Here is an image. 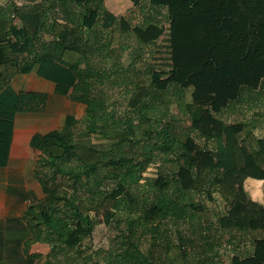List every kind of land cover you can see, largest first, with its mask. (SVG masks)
I'll use <instances>...</instances> for the list:
<instances>
[{
    "label": "trees",
    "instance_id": "16d2710c",
    "mask_svg": "<svg viewBox=\"0 0 264 264\" xmlns=\"http://www.w3.org/2000/svg\"><path fill=\"white\" fill-rule=\"evenodd\" d=\"M32 1L31 6H0V167L9 163L16 114L39 111L46 101L40 92L17 91L12 85L15 77L35 70L55 83L57 94L96 110L99 97L93 86L96 82L105 83L120 71L116 63L113 73L103 64L113 52L126 49L134 37L140 49L153 45L157 54L146 69L129 79L133 85L128 99L131 115L124 123L118 122L117 133H99L95 125H89V132L104 136L106 142L91 146L77 143L73 128L78 121L72 115L66 116L61 129L31 137L30 147L42 153L35 171L40 187L33 193L43 197L22 216L0 218V264H38L42 255L27 249L36 242L51 244L48 264H120V256L129 257L125 264H212L208 250L214 246L210 241L214 222L202 213L203 207L195 203L193 196L204 194L208 200H215L216 192L230 202L227 215L219 216L218 226L237 230L239 235L234 239L249 238L247 241L253 246L251 252L236 254L231 263L264 264V203L253 199L246 189L248 179L264 184V138L257 139L255 148L240 155L236 136L250 130L245 124H224L208 135L218 140L214 149L193 151L188 145L190 129L200 130L212 123L224 100L229 101L224 108L230 109L264 94V58H260L261 41L254 36L255 24H264V17L251 14L244 1L237 0L248 18V45L257 52L236 65L231 84L219 92L214 102L217 112L209 114L196 104L197 78L193 82L182 77L172 81L177 73L173 62L174 33L170 27L164 29L155 17L145 15L149 24L133 25L104 0ZM95 16L96 23L88 26L86 21ZM45 34L51 40H46ZM180 41L179 54L184 58L186 40ZM194 52L196 57L199 52ZM235 52L241 53L238 48ZM102 53V59L96 61L95 57ZM206 63L194 62L198 70L209 65ZM159 80L168 81L169 88L161 89ZM201 82L203 86L207 84ZM212 89H207V94ZM161 92L169 94V99L175 97L179 110L188 113L190 127L182 125L185 119L173 117L160 130L146 128L151 120L148 111L171 102L163 101ZM202 131L208 132L205 128ZM153 134L162 138L159 144L154 143L166 157L162 161L173 162L175 169L144 177L147 168L155 163L152 153H145V158L137 161L134 156H127L124 149L141 143L147 146ZM99 173L104 178L107 173H114L116 184L110 189L91 187L90 175ZM141 180H146L143 188L135 191L134 184ZM66 188L73 191L69 197L62 193ZM106 203L112 205L105 213L107 226L114 219L119 227L117 212H130L126 227L120 231L121 245L109 251L94 244L95 227L102 222L95 213ZM70 207H74V215L68 212ZM143 217L150 221H184L190 225V234L179 233L175 242L168 231L144 232L140 228ZM197 238L199 241L195 242ZM62 251L67 255L65 259L55 261Z\"/></svg>",
    "mask_w": 264,
    "mask_h": 264
},
{
    "label": "rangeland",
    "instance_id": "374dc122",
    "mask_svg": "<svg viewBox=\"0 0 264 264\" xmlns=\"http://www.w3.org/2000/svg\"><path fill=\"white\" fill-rule=\"evenodd\" d=\"M260 1L261 0L257 1L258 8H262L263 10L264 7L260 4ZM251 2V0H245V5L249 8H253V4ZM11 3L18 6H21L22 4L31 6L33 1L0 0V6H5ZM219 3L226 4V7L218 9L217 7L220 5ZM45 5H47V3H45ZM107 6L114 10L119 16L127 17L133 25L143 24V26H145L149 24L150 21H145L146 19H144V17L145 15H151L152 17H155V19L160 22L159 24L166 30H168L169 27H173L172 25L174 22L176 25L175 28H178V22L175 21L177 17L174 15V13L179 11V9L188 13L193 11L194 13L196 12V14H198L197 12L204 13L205 10L211 9L210 11L215 12L212 13L215 16V21L213 20L214 26L211 27L212 21L210 20L209 26L212 30H209L207 33L213 36V42L221 40V38L226 35L229 30L234 32L235 37L238 38L237 48L241 52L240 54H236V47L230 51L231 53L229 52L228 47V51H225V47L223 45L219 56L216 54L215 47L213 48L211 45L207 47V50L204 49L199 52V54L202 56V60L200 61H205V63L208 62L209 65L212 66V72L210 71L211 67L205 64L202 65L203 68L201 67L198 70L199 67L194 64V62L200 58L199 54L196 53L195 57L193 56L194 53L191 52V50H187V47H183L184 50L182 53H186L189 56L182 58L179 54V50L181 49L179 41H176L174 47L175 57L173 62L175 64L177 73L172 77V81L179 80V78L182 77L187 81L193 82L197 78L198 82H194V84L197 83L199 85V94L196 104L209 112V114H211L212 111H214V113L217 112L214 107V102L217 100L216 98L219 92L231 84L233 79L232 71L236 65L242 63L244 60L248 59L257 52L248 45L249 39L246 37L248 18L242 13L241 7L237 0H173L171 1V4L167 6L160 5L154 0H107ZM175 6L178 7L175 9ZM223 10L226 12L223 20L226 22L228 21V23H225L228 28L225 27L224 22L221 23ZM96 19V16L94 19L89 18L86 21L87 25L92 27L96 23ZM16 22L20 23L19 20H16ZM188 25H190L189 22ZM260 30H262V28ZM175 35L177 36V29L175 30ZM258 35L260 34L258 33ZM254 36L257 39L259 38L261 41V47H259L261 48L260 58H264V35L256 36L254 33ZM44 38L46 40H51V37L46 34L44 35ZM221 42H223V39ZM221 42L219 43L221 44ZM154 50L155 46L153 45L148 46L146 49H140L136 39L132 37L130 40V45L126 49L113 52L111 56L103 62L106 69H112V73L115 69L114 63L118 64L117 67L120 69V71L105 83L96 82V86H93L96 97H99V99L95 102L98 106L96 107V110H93L94 108L92 106L91 107L93 109L86 105L75 103L67 96L65 97L64 95H61L64 97V101L68 104L67 108L65 107L66 112H68V115L74 116L78 121L73 128V130L77 132V135L75 136L77 143L91 146L107 141L104 136L99 135L98 133L89 132L90 124L95 125L98 128L99 133L104 131L112 136L117 133L120 127L118 122L124 123L126 118L131 115V111L128 108V99L133 90V85L130 84L129 79L137 75L140 69L143 70L147 68L148 63H150L154 55L157 54L156 50L155 52ZM103 55L104 53H102L101 56L95 57V60H101ZM215 56H217L216 59H213ZM204 66H206V68H204ZM34 71L31 73H34ZM200 80L204 83H209V88L206 87L207 84L203 86V83ZM168 83V81H158L161 89L165 90L169 88ZM259 85L260 83L257 82V90L259 89ZM211 86L213 87L212 92L207 94L206 90L208 89L210 91ZM172 92L173 91L171 90L169 94ZM169 94H164L161 92V96L164 97L163 101L167 102L166 100L169 99ZM170 100V103H164L161 106L148 111L147 117L151 120L149 124H146V128L160 130L165 125V122L171 120L173 117L185 119V121L182 123L184 127L191 126V122L186 120L188 113L179 110L177 104L174 102L175 97H170L168 101ZM46 102L47 101H45V103ZM228 103V100H224L223 106L220 107L222 110L217 112L215 115V120H212V123L206 127H203L208 131L207 133L202 131L203 128L200 130L190 129L191 140L188 145L191 150H212L217 147L218 140L216 136L210 138L208 135L219 131L224 124L235 126L238 124H245V126L247 125V128L250 130L249 133L245 131L239 132L236 136L238 141V149L236 151L240 155L244 150L249 151L251 148H255L257 145V139L264 138V94H257V98L253 99L252 97L246 102L243 101L240 104L232 106L230 109H225L224 107L227 106ZM150 140L151 142L147 144V146H144V144L141 143L137 146H134L133 148L126 147L124 150L127 156H134L138 161L145 158V156H143L145 153H152L155 163L151 164L147 168L146 172H144V177H155L157 176L159 170L163 172L173 171L175 169L174 163L170 162L165 164L162 160L166 157L161 152V150L154 147V143L160 142L162 138H158L157 134H153ZM40 159L41 158L37 160V164ZM66 169L70 170L71 166H66ZM145 181L146 180H141L140 183L134 184L135 191H137V189L143 188V183ZM89 182L91 187L95 189H110L116 184L117 178L114 173H107L105 178L99 173L90 175ZM246 189L253 199L264 203V184L262 182L256 181L254 179H248L246 182ZM62 193H68L67 195L69 197L73 191L71 188H66ZM213 196L215 200H208L204 194H195L193 196L195 203L203 207L204 210L202 213L206 217L210 218L212 222H214L213 236L210 238V241L214 243V246L212 250H208V254L213 257L210 263L232 264V258L236 254H240L241 252H251L253 250V246L247 241L249 238H235V240V235H239L237 230H225L218 226V218L221 215H227L230 202L224 200L217 192L214 193ZM42 197L43 196L38 194V192L37 195L32 193L29 208L32 209L37 201L41 200ZM63 205H66V203L64 202ZM108 208H112V205L106 203L100 209L98 214L95 213L97 220L102 222L97 224L95 227L94 244L97 248L104 251H109V249L116 250L118 246L121 245V239L119 237L120 231L122 228L126 227V222L130 215V212L127 210L118 211L117 218L121 220V225L117 227V223L113 219L112 225L107 226L104 220L105 213ZM68 212L74 215V207H70ZM140 224L141 230L147 233L154 230H159L160 232H170L171 238L175 242L178 239L179 233H182L183 235L190 234V225L188 223L184 221L178 222L173 218L168 220L159 218L157 220L150 221L143 217ZM26 235L29 236L31 234ZM249 235L251 236V234ZM198 241L199 240L197 238L195 242ZM27 249L30 253H39L42 255V258L38 260V264H48V255L51 251L50 243L36 242L31 244V246ZM59 256L60 257L55 259V261H58L59 259V261H61L62 259H65L67 255H65V252L62 251L60 252ZM119 261L120 264H125L129 261V257L120 256Z\"/></svg>",
    "mask_w": 264,
    "mask_h": 264
},
{
    "label": "crops",
    "instance_id": "0c3cea01",
    "mask_svg": "<svg viewBox=\"0 0 264 264\" xmlns=\"http://www.w3.org/2000/svg\"><path fill=\"white\" fill-rule=\"evenodd\" d=\"M104 1L107 4V0ZM154 1L160 5L167 6L173 0ZM251 1L253 8L246 6L250 13L264 16V8L263 10L262 8H258V0ZM260 4L264 7V0H261ZM177 7L175 6L174 8L176 9ZM224 7H226V4L223 3L217 8ZM210 10L207 9L204 13L197 12L198 14H196L193 11L188 13L179 9V11L174 13L177 17L175 21L178 22V28H175V22L172 25L173 27H171L174 33V47L178 40L177 38L181 39V41L179 40L180 42H183V39H185L184 47H189L190 49L187 50H191L193 53H195L194 50L198 52L204 49L207 50V47L211 45L213 48L215 47L216 54L219 56L222 45L225 47V51L228 47L229 52L236 47L238 38L229 29V32L221 38L223 42L221 40L213 42V36L207 33L209 30H212L211 27L214 26L213 20L215 21V16L212 14L215 12ZM224 15H226V12L223 10L222 20ZM210 20L212 21L211 27L209 26ZM222 20L221 23H228V21ZM188 22L190 25H188ZM225 27L228 28L226 24ZM261 28L262 30H260ZM176 29L177 36L175 35ZM254 29L256 36L264 35V24L255 25ZM184 56L189 55L185 53ZM217 56L213 59H216ZM201 57L200 55L199 60L196 61H200ZM12 85L17 91L40 92L46 96L47 102L45 103V107L39 111H21L16 114L9 163L5 167H0V218H6L11 215H24L30 206L31 194L40 187L35 171L37 168V160L42 158V153L30 147L29 141L31 137L36 133L45 134L52 130L62 128L68 115L65 109L68 104L64 101L63 96L56 93L55 83L42 78L36 71L30 74L18 75L12 81Z\"/></svg>",
    "mask_w": 264,
    "mask_h": 264
}]
</instances>
